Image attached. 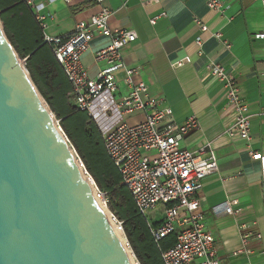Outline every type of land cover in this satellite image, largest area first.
<instances>
[{
  "label": "crops",
  "instance_id": "0c3cea01",
  "mask_svg": "<svg viewBox=\"0 0 264 264\" xmlns=\"http://www.w3.org/2000/svg\"><path fill=\"white\" fill-rule=\"evenodd\" d=\"M207 1L107 0L105 7L112 11L108 25L114 33L132 30L138 35L124 52L125 65L137 71L134 79L146 83L161 105L173 109L175 122L198 119L200 127L186 136L184 147L206 159L210 146L217 157L219 171L203 181L198 196L220 264H264V116L259 115L264 109V40L255 38L264 30L263 0H221V11L208 8ZM38 3L46 7L48 34L56 37L72 34L77 23L102 10L95 0ZM197 21L208 30L202 32ZM216 33H221L220 39ZM197 38L202 39L201 47ZM110 41L97 36L84 56L92 77L105 66L95 61V54ZM179 61L183 65L174 67ZM213 65L234 74L240 96L250 107L249 143L226 133L233 117L226 112L223 84L210 73ZM124 77L123 70L117 73L119 80ZM70 103L75 105L73 99ZM144 119L142 113L126 116L129 124ZM228 200L239 202L236 215L216 216L209 210ZM243 234L250 235V253L233 256L242 247Z\"/></svg>",
  "mask_w": 264,
  "mask_h": 264
},
{
  "label": "built area",
  "instance_id": "2783aa9c",
  "mask_svg": "<svg viewBox=\"0 0 264 264\" xmlns=\"http://www.w3.org/2000/svg\"><path fill=\"white\" fill-rule=\"evenodd\" d=\"M24 1L35 15L44 43L52 51L71 84L75 106L86 112L97 124L106 152L122 177V185L128 189L136 209L146 219L155 242L159 244L170 234L176 236L174 246L161 250L163 263L220 264L216 239L207 228L203 200L198 196L203 181L219 171L217 157L210 146L209 157L206 159L185 148L183 143L186 136L200 127L198 119L191 117L183 123L175 122L173 109L161 105L160 100L149 93L146 83L134 79L137 71L125 65L124 52L137 41V33L132 30L114 33L108 25L112 11L105 7L107 0H95L102 6L99 14L88 21L77 23L70 35L52 36L47 32L49 23L45 5L39 4L38 0ZM65 1L73 3L80 0ZM207 6L221 11L223 2L208 0ZM151 22L154 24L155 19ZM197 23L202 32L208 30L207 26L199 21ZM97 36L111 41L96 52L95 61L105 66L97 76L92 77L83 59L90 52ZM215 36L220 39L222 35L216 33ZM255 38L264 40V30L256 34ZM196 42L202 46L201 38H197ZM20 62L26 69V59H20ZM182 65L183 62L179 61L173 66ZM121 70L125 72V77L119 80L117 73ZM210 73L223 84L227 98L226 112L233 117V122L226 130L227 135L249 143L252 139L251 116L248 115L250 107L240 96L234 74L220 65H213ZM44 102L51 117L61 128L60 120ZM134 113H142L145 119L137 124L127 123L126 116ZM259 115L264 116V109ZM62 134L74 150L85 178L88 176L93 180L97 201L108 207L110 196L98 188L63 130ZM252 155L255 158L261 157L258 153L254 155L252 152ZM238 205L237 200H228L209 210L216 216L236 215ZM159 209L163 216L156 220L150 218ZM111 215L115 231L125 235L127 248L133 252L124 222L114 213ZM249 240L250 235L243 234L242 247L233 256L250 253L247 249ZM133 255L140 264L134 252Z\"/></svg>",
  "mask_w": 264,
  "mask_h": 264
},
{
  "label": "water",
  "instance_id": "95a60500",
  "mask_svg": "<svg viewBox=\"0 0 264 264\" xmlns=\"http://www.w3.org/2000/svg\"><path fill=\"white\" fill-rule=\"evenodd\" d=\"M0 264H131L1 24Z\"/></svg>",
  "mask_w": 264,
  "mask_h": 264
},
{
  "label": "trees",
  "instance_id": "16d2710c",
  "mask_svg": "<svg viewBox=\"0 0 264 264\" xmlns=\"http://www.w3.org/2000/svg\"><path fill=\"white\" fill-rule=\"evenodd\" d=\"M0 21L4 33L40 95L60 120V125L98 188L110 196L109 208L124 222L126 236L140 264H164L161 250L175 245L170 234L157 244L146 219L138 212L122 177L109 158L101 132L86 112L70 102L71 84L54 57L35 15L24 0H0Z\"/></svg>",
  "mask_w": 264,
  "mask_h": 264
},
{
  "label": "bare ground",
  "instance_id": "6f19581e",
  "mask_svg": "<svg viewBox=\"0 0 264 264\" xmlns=\"http://www.w3.org/2000/svg\"><path fill=\"white\" fill-rule=\"evenodd\" d=\"M88 178H89V179H88ZM86 181H87L88 185L90 186V188L94 191V186H93V185H94V182H93V180H92L90 177L86 176ZM92 183H93V184H92ZM98 204L100 205V208L102 209V211H103V213H104L106 219L110 222V224L112 225V227L115 228V222L112 221L111 216H110V214H109V211H108L107 208L103 205L104 203H102V202H98ZM116 234H117V236H118V239L120 240V242H121L122 245L124 246V249H125L126 253L128 254V257H129V259H130L131 264H137V263L135 262V260H134V257H133L132 252L127 248L126 240H125L123 234L120 233L119 231H116Z\"/></svg>",
  "mask_w": 264,
  "mask_h": 264
},
{
  "label": "rangeland",
  "instance_id": "374dc122",
  "mask_svg": "<svg viewBox=\"0 0 264 264\" xmlns=\"http://www.w3.org/2000/svg\"><path fill=\"white\" fill-rule=\"evenodd\" d=\"M0 24H1V21H0ZM2 25V24H1ZM18 55V54H17ZM18 57H20L19 55H18ZM37 89V88H36ZM38 91V90H37ZM58 119V118H57ZM93 121V120H92ZM94 122V121H93ZM95 123V122H94ZM97 125V124H96ZM61 126V125H60ZM72 148V147H71ZM76 150V149H75ZM72 151H73V153H74V155L76 156V154H75V152H74V150L72 149ZM77 152V151H76ZM89 179V178H88ZM93 184V183H92ZM94 186V185H93ZM95 189V188H94ZM104 205V204H103ZM105 206V205H104ZM106 208H107V210L109 211V214H110V216H111V219H112V221H114L113 220V217H112V213H111V211H112V209L111 208H109V205H108V207L107 206H105ZM163 216V212L159 209V210H157V211H155L154 213H152L151 215H150V218H152L153 220H156V219H160L161 217ZM123 236H124V238H125V240H126V237H125V235L123 234ZM130 251H131V249H129ZM132 254H133V252H132ZM133 257H134V255H133ZM134 260H135V258H134ZM135 262L137 263V261L135 260ZM138 264V263H137Z\"/></svg>",
  "mask_w": 264,
  "mask_h": 264
}]
</instances>
